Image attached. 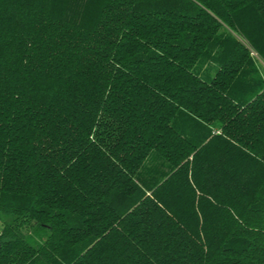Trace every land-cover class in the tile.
<instances>
[{"label": "trees", "instance_id": "trees-1", "mask_svg": "<svg viewBox=\"0 0 264 264\" xmlns=\"http://www.w3.org/2000/svg\"><path fill=\"white\" fill-rule=\"evenodd\" d=\"M258 57L264 0H0V264H264Z\"/></svg>", "mask_w": 264, "mask_h": 264}, {"label": "rangeland", "instance_id": "rangeland-1", "mask_svg": "<svg viewBox=\"0 0 264 264\" xmlns=\"http://www.w3.org/2000/svg\"><path fill=\"white\" fill-rule=\"evenodd\" d=\"M258 58H259V57H258ZM258 63H259V65L261 66V69H262V71H263V73H264V61H263L261 58H259V59H258ZM207 65H208L209 67H208V69L206 70L205 67H206ZM216 69H217V66H216V65H213V64H206V65H204V66H200V68H199L200 73H199V74L202 75L204 79L209 80V79H211V77L215 74Z\"/></svg>", "mask_w": 264, "mask_h": 264}, {"label": "water", "instance_id": "water-1", "mask_svg": "<svg viewBox=\"0 0 264 264\" xmlns=\"http://www.w3.org/2000/svg\"><path fill=\"white\" fill-rule=\"evenodd\" d=\"M0 245H1V243H0Z\"/></svg>", "mask_w": 264, "mask_h": 264}]
</instances>
